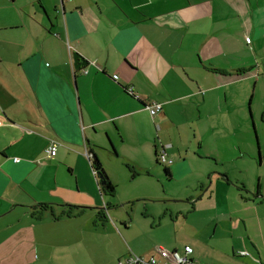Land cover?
Instances as JSON below:
<instances>
[{
    "label": "crops",
    "instance_id": "1",
    "mask_svg": "<svg viewBox=\"0 0 264 264\" xmlns=\"http://www.w3.org/2000/svg\"><path fill=\"white\" fill-rule=\"evenodd\" d=\"M31 3L0 14V264L39 256L75 264L71 247L85 242L90 250L87 235L110 229L145 257L158 246L182 251L188 244L202 264H264V177L258 185L243 179L252 171L246 161L236 165L245 155L232 139L237 130L242 141L247 133L243 97L260 80L264 0ZM75 53L86 66L76 68ZM154 103L162 105L155 115ZM206 126L226 130L227 142L216 144L227 153H204ZM52 139L59 145L48 156ZM86 150L116 192L123 181L112 161L134 177L161 171L163 150L176 155L163 163L168 177H201L202 186L208 177L210 184L188 206L168 212L171 231L163 214L148 215L150 222L134 231L128 223L117 228ZM236 166L245 174L237 176ZM65 203L78 207L73 216Z\"/></svg>",
    "mask_w": 264,
    "mask_h": 264
},
{
    "label": "rangeland",
    "instance_id": "2",
    "mask_svg": "<svg viewBox=\"0 0 264 264\" xmlns=\"http://www.w3.org/2000/svg\"><path fill=\"white\" fill-rule=\"evenodd\" d=\"M32 0H0V14L4 13L12 14L20 10L30 8L32 5ZM31 3V4H30ZM21 12V11H20ZM260 54L257 57V63L260 66L261 72H259L260 80L258 87L255 88V83L253 81V92L249 96V91L244 94L243 100L245 102V108L248 107V128L247 133H244V139L242 141L241 136L243 135L241 131L237 130L232 139L237 138L242 146L239 147V154L244 153L245 157H239L237 159L236 165L240 162L246 161L245 168L248 171H252L251 176L248 173L245 174L244 171L240 170L238 166L235 168V174L237 176H242L245 174L247 177H243L245 180H250V183L256 182L259 184L261 178L264 177V48L258 47ZM253 98L251 100V97ZM250 106V107H249ZM246 113V111H245ZM252 117L250 118L251 114ZM250 118V119H249ZM204 134V153L210 151L216 155L221 152L227 153V149L223 146L217 145L218 139H226V130H214L213 128L208 129ZM208 129V130H207ZM188 131V130H187ZM218 131V132H217ZM178 139V136L175 137ZM191 139L188 136H184L185 144H189ZM244 143V144H243ZM174 160L176 155L171 156ZM169 157V158H171ZM111 171L115 173L116 177L123 181L120 186H117V192L115 196L104 195L106 202L110 204L108 208V217L110 223L117 228L124 224H130V230H136L140 224L149 223L152 218H147L148 215H162L164 222V227L166 226L167 231L173 229L170 223V210L174 209L178 211L181 208H185L189 204L191 196L194 199L199 198L206 190L207 185L210 184V179L207 177L205 180V185L198 182L201 177L192 178H177V176L168 177L164 173L165 164L161 163L159 165V170L154 172H138L134 177L133 173L127 168V165H122L119 162H111ZM123 169V171L121 170ZM204 179V177L202 178ZM242 185V184H241ZM240 185V186H241ZM194 200H191V203ZM167 212V213H166ZM164 215H167L164 217ZM6 217L0 218V225L5 227ZM171 224V225H170ZM101 226V223H100ZM109 235L100 234L94 231L87 235L89 237L90 250L85 249L82 245L85 242H77L71 247L72 255L75 264H119L118 259L120 253H127L133 251L135 253L146 254L144 252H138L132 249L134 245L131 244L128 236L125 239H120L117 235L112 233L110 229ZM148 231H142V233H147ZM86 241V239H85ZM124 241V242H123ZM217 241H212V245H216ZM58 251L63 250V246L56 248ZM39 256V255H38ZM52 262H47L42 256L35 263L30 264H51ZM55 263V261H53Z\"/></svg>",
    "mask_w": 264,
    "mask_h": 264
},
{
    "label": "built area",
    "instance_id": "3",
    "mask_svg": "<svg viewBox=\"0 0 264 264\" xmlns=\"http://www.w3.org/2000/svg\"><path fill=\"white\" fill-rule=\"evenodd\" d=\"M87 72L86 69L83 70ZM114 78H118V75H114ZM130 93H133L130 90ZM151 114L155 115L162 109V105L160 103H154L149 106ZM59 142L57 140L52 139L47 148L48 156H54L57 153ZM159 160L165 164H170L173 162V159L167 156L165 150L159 153ZM86 155L91 164L93 165V155L88 150H86ZM93 172L96 173V170L93 166ZM194 249L191 245H185L182 251L178 249H168L162 246H158L155 249V254L150 255L149 257L141 256L135 253H131L128 257L124 259H120L119 264H202L192 258V254ZM242 255H247V251L240 252Z\"/></svg>",
    "mask_w": 264,
    "mask_h": 264
},
{
    "label": "trees",
    "instance_id": "4",
    "mask_svg": "<svg viewBox=\"0 0 264 264\" xmlns=\"http://www.w3.org/2000/svg\"><path fill=\"white\" fill-rule=\"evenodd\" d=\"M93 166H94V169L96 170V173H97L100 192L104 195L115 196L116 195L115 194L116 193V185L113 184L112 181L110 180L106 170L103 168V166H101L99 159L94 158ZM63 205L68 210L67 214H66L68 217L73 216L75 214L74 210L78 209V207L74 206L73 204L65 203ZM39 206L42 209H47L49 207L48 204H39ZM106 209H107V207H106ZM106 215L107 214H101V217H105Z\"/></svg>",
    "mask_w": 264,
    "mask_h": 264
},
{
    "label": "water",
    "instance_id": "5",
    "mask_svg": "<svg viewBox=\"0 0 264 264\" xmlns=\"http://www.w3.org/2000/svg\"><path fill=\"white\" fill-rule=\"evenodd\" d=\"M74 58H75V66L77 69H80L83 66L87 65V62L85 60H83V58L78 53H75ZM84 69L85 68H83V70Z\"/></svg>",
    "mask_w": 264,
    "mask_h": 264
}]
</instances>
